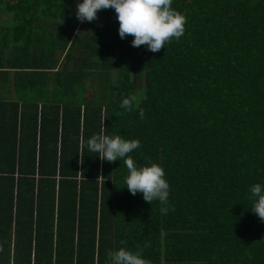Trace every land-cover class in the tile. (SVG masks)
Returning a JSON list of instances; mask_svg holds the SVG:
<instances>
[{"label":"trees","instance_id":"trees-1","mask_svg":"<svg viewBox=\"0 0 264 264\" xmlns=\"http://www.w3.org/2000/svg\"><path fill=\"white\" fill-rule=\"evenodd\" d=\"M172 7L184 35L151 52L112 8L81 22L76 0H0V264H107L145 242L150 264H264L249 191L264 183V0ZM101 132L163 166L167 214L128 191L123 159L89 151Z\"/></svg>","mask_w":264,"mask_h":264},{"label":"clouds","instance_id":"clouds-1","mask_svg":"<svg viewBox=\"0 0 264 264\" xmlns=\"http://www.w3.org/2000/svg\"><path fill=\"white\" fill-rule=\"evenodd\" d=\"M173 0H76V18L83 21H93L101 9L112 8L119 22L118 35L121 39L131 35L134 47L145 45L147 50L157 52L173 39L184 35L186 17L172 7ZM134 95L125 96L120 101V107L131 111L135 104ZM141 119L144 111H139ZM90 152L95 153L103 161L123 159L127 168L124 186L132 195L142 193V198L151 204L158 201L162 214L170 210V185L163 166L158 162L149 161L144 164L137 162L128 155L140 147L137 138H125L122 134L107 135L103 132L93 134L87 141ZM252 204L250 209L261 220H264V183L250 186ZM145 242L143 247H147ZM143 247L136 249L121 246L107 252V264H150L143 255Z\"/></svg>","mask_w":264,"mask_h":264},{"label":"rangeland","instance_id":"rangeland-1","mask_svg":"<svg viewBox=\"0 0 264 264\" xmlns=\"http://www.w3.org/2000/svg\"><path fill=\"white\" fill-rule=\"evenodd\" d=\"M10 15L9 14H7V13H5L3 16H2V20H3V22L4 23H7L8 22V20L10 19Z\"/></svg>","mask_w":264,"mask_h":264}]
</instances>
